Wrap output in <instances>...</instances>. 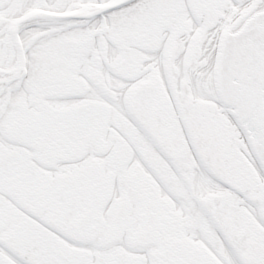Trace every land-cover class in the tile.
I'll return each mask as SVG.
<instances>
[{
  "label": "snow or ice",
  "instance_id": "snow-or-ice-1",
  "mask_svg": "<svg viewBox=\"0 0 264 264\" xmlns=\"http://www.w3.org/2000/svg\"><path fill=\"white\" fill-rule=\"evenodd\" d=\"M0 264H264V0H0Z\"/></svg>",
  "mask_w": 264,
  "mask_h": 264
}]
</instances>
